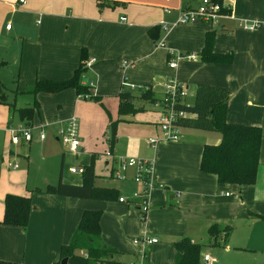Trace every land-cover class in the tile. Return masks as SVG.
<instances>
[{
  "label": "crops",
  "instance_id": "0c3cea01",
  "mask_svg": "<svg viewBox=\"0 0 264 264\" xmlns=\"http://www.w3.org/2000/svg\"><path fill=\"white\" fill-rule=\"evenodd\" d=\"M201 1L0 0V71L10 69L17 76V86L40 99L41 111L37 99L33 104L39 107L32 124L38 121L37 114L42 122H53L47 125L45 139H39L36 133L29 142L37 140L40 147L37 152L42 150L43 153L40 156L42 164L31 162L29 151L24 150L28 142L24 140L13 143V149L0 146L1 260L14 264L56 262L61 246L74 240L83 212L99 210L102 212L99 243L114 249L120 262L139 259L141 248L133 240L145 232L159 239L146 249L148 264H175V242L189 238L197 243L198 233L209 234L216 224L219 229L230 227L232 230L234 227V235L231 242L226 244L228 240L225 241L221 245L223 248L214 255L204 254L215 258L214 264H264V217L249 216L250 211L264 216V0H223L230 7V15L217 25L211 24L216 29L213 50L232 52L231 63L202 61L200 50L205 43V33L211 29L209 23L196 21L164 27L174 23L182 10L196 8ZM243 22L259 27L250 30L242 25ZM156 26L159 32L155 39L149 30ZM160 42L164 44L159 45ZM82 48L93 62L82 84L89 87L88 94L98 99L86 100L73 88L55 93L30 91L40 80L70 79L80 64ZM179 53L185 56L194 53L196 58L177 59ZM124 60L130 62L126 68L122 67ZM171 60L176 61L175 67H170ZM168 79H175L186 88L188 96L186 93L184 102L187 104L193 103L199 83L229 88L227 122L258 125L263 131L255 184L239 189L236 185L222 184L216 176L201 171L203 147L220 142L219 133L218 137L208 139L199 133L201 131L185 129L181 131L180 140H166L159 125L161 118L142 115L148 111L141 106L145 99L138 97L139 90L149 86L156 98H162ZM125 81L142 87L129 88L124 85ZM122 88L135 94L133 103L138 109L118 116L122 121H119L116 136L113 138L112 130L107 140L108 150L96 152L93 137L85 129L82 137L79 136L78 152L64 150L57 129L68 119L59 122L57 117L53 118L64 115L60 109L47 107L46 95H54L61 109L70 105L76 112L80 110L88 116L89 109L96 111L90 102L103 105L108 97L116 98L115 102L108 101L115 106V113L119 111ZM0 102L7 108L0 112L3 117L0 129L4 127L11 141V134L6 130L13 125L9 116L10 103L4 95ZM99 117L97 130L106 135L110 120L101 114ZM154 137L160 140L155 149L148 143V139ZM128 140L134 147L132 157L153 160L150 179L157 186L149 192V209L144 222L139 218V201L132 198L134 192L143 189L134 181L135 170L130 169L126 179L119 182L113 176L118 159L114 154L116 141L125 143ZM142 147H149L150 153H139ZM82 151L86 153L85 159L79 157ZM104 156L102 171H98L97 161ZM92 160L97 178L103 179L100 184L96 178L95 184L117 189L118 199L83 198L46 191L60 180L82 184V174L72 173L70 169L85 167ZM65 166H68L66 172ZM235 192L239 196H233ZM8 194L30 197L32 207L26 228L1 223ZM121 197L127 201H120ZM210 239L209 235L208 243L213 244ZM86 243L84 239L80 242L82 246Z\"/></svg>",
  "mask_w": 264,
  "mask_h": 264
},
{
  "label": "trees",
  "instance_id": "16d2710c",
  "mask_svg": "<svg viewBox=\"0 0 264 264\" xmlns=\"http://www.w3.org/2000/svg\"><path fill=\"white\" fill-rule=\"evenodd\" d=\"M223 3V0H213ZM115 4V3H114ZM224 12H229L224 9ZM205 33V43L200 50L203 62L210 63H231L232 52L217 53L213 50V42L216 29L212 28ZM158 27L151 28L149 34L155 39L158 37ZM88 55L85 48H82L80 64L70 79L64 81L40 80L37 81L30 91L34 94L39 92L55 93L68 88H73L77 94L98 99V96L88 94L89 87L82 84V79L89 69L86 65ZM139 98L147 101H161L156 98L151 87L141 88ZM133 92L124 88L119 94V114L121 116L137 111L138 107L133 103ZM230 90L226 86L199 83L196 86L194 101L192 104L179 103L178 109H182L186 115L180 117L176 124L184 129L196 131L217 132L221 140L217 144H205L200 159L202 172L216 176L222 184H232L239 189L247 185H253L258 178L260 165V152L262 142V128L258 125L233 124L226 120ZM8 104L7 102H3ZM11 110L18 113L19 118L25 125L32 126L35 111L38 109L36 103L32 107L16 108L9 104ZM122 121L119 118L112 121V129L116 122ZM82 184H69L62 180L56 186H49L46 191L59 195L95 198L104 200H116L119 198L117 189L113 187L99 186L95 184L97 175L95 173L94 160L84 167L82 173ZM31 199L28 196L8 194L5 198V213L1 223L6 225L21 226L26 228L29 222L31 211ZM252 218H263L264 216L249 212ZM102 212L99 210H86L83 212L77 226L76 236L70 243L60 248L59 259L52 264H61L67 258V264H116L117 252L106 244L99 243L101 238ZM231 232L230 227L219 229L214 224L209 234L213 244L224 243L228 240ZM84 239L85 246L80 244ZM176 250L175 264H203L199 255V244L193 243L189 238H182L174 244ZM0 264H14L0 259Z\"/></svg>",
  "mask_w": 264,
  "mask_h": 264
},
{
  "label": "built area",
  "instance_id": "2783aa9c",
  "mask_svg": "<svg viewBox=\"0 0 264 264\" xmlns=\"http://www.w3.org/2000/svg\"><path fill=\"white\" fill-rule=\"evenodd\" d=\"M24 2V0H21ZM224 9L230 10V7L224 3H217L213 0H202L196 8L184 9L180 12L178 19L172 24H165L164 27L176 26V25H185L194 23L196 21H203L209 24L217 25L220 23L221 19L230 15L229 12H224ZM242 25L247 29H256L259 27L258 24H250L243 22ZM10 28V25H8ZM163 42H160L159 45H163ZM187 57L189 59L196 58V54L191 53L189 55L177 54V59H182ZM92 60L86 62L87 67L92 65ZM130 65V62L124 60L122 62V67L126 68ZM170 67L176 66V61L169 62ZM124 85L129 88H141L142 86H136L134 84L124 82ZM165 93L161 98V101L155 102L154 106L161 110L162 117L160 119V129L164 134L166 140L178 141L181 139L180 127L176 124V121L180 117H184L186 113L182 109L176 107L177 104L184 102L186 98V88L175 79H168L165 83ZM185 103V102H184ZM33 126H28L23 123H19L16 126L10 125L7 127V131L11 134V142L18 144L21 140L30 142L34 137V132L32 131ZM39 139H45L47 134L40 130L36 132ZM57 135L60 142L67 148L71 153L76 154L80 147V137L78 131V119L73 116L69 118L65 124L57 129ZM158 138H149V145L155 149L159 143ZM117 165L113 170V176L116 179L124 180L127 177V173L130 169L135 170L134 181L143 186L141 192H134L132 198L139 201V209L143 218H145V213L149 209V192L154 185V182L150 179V174L153 170V160H148L145 158L138 157H120L117 159ZM17 167V165L15 166ZM72 173H83L84 167L74 166L70 169ZM120 201H127L125 198H120ZM159 241L157 236H151L146 233L138 235L134 240V244L140 246L141 252L139 254V259L130 260L127 262H118L116 264H148V253L146 249ZM215 258L211 255L203 256V264H214Z\"/></svg>",
  "mask_w": 264,
  "mask_h": 264
},
{
  "label": "rangeland",
  "instance_id": "374dc122",
  "mask_svg": "<svg viewBox=\"0 0 264 264\" xmlns=\"http://www.w3.org/2000/svg\"><path fill=\"white\" fill-rule=\"evenodd\" d=\"M189 54H187V55H189ZM17 84H18L17 76L10 69H3L2 71H0V98H1L2 95H4L6 97V100L10 104H12L14 106H18V107L19 106L25 107L26 105L27 106L28 105L31 106V105L34 104L35 99H37L39 101L40 111H41L42 103H41L40 99L34 97V95L31 94L30 92H28L26 90V88L18 87ZM46 96L48 98L47 99V107H54L55 110L60 109L61 113L64 115L63 118H59L57 115H54L53 118L57 117V119H59L58 121L60 122L62 120H66V119L72 118L73 116L77 117V119H78L79 136L82 137V131H83V129H85L93 137V140H92L93 142L92 143H93V147H96V149H95L96 152H100L101 153V152H104L106 149L108 150L107 140L111 137L109 135V131H110V129L114 130L113 131V133H114L113 134V138H114L116 136V131H117L118 125L120 123V122L117 121L114 124L113 129H112V125H113L112 121H116L118 119V116L120 115L118 109H117V112L115 113V111H116L115 106H111L110 105V102H112L111 100L114 101L116 99L115 97L114 98L108 97L107 101L103 102V105H98V102H95V101H92L93 103L90 102L89 104L94 105L95 107H93V108L96 111H92V110L89 109V115L88 116L86 115L87 116L86 117V116L83 115L82 111L79 110V113H78V112L75 111V107L72 108L70 105L67 106V107H63L61 109L59 107V102L55 101L54 95H46ZM187 96H188V92H187ZM85 98H87V97H85ZM88 99L91 100L92 98H87L86 100H88ZM186 99H187V97H186ZM142 101H144V103L141 102V104H142L141 106L144 108L145 112L148 111L147 113H142V115L152 114V115L156 116L157 119L162 117L161 110L158 109V108L155 109L156 107L154 106V104L147 103L145 100H142ZM106 102H108V104ZM84 103H85V100L82 101V104H84ZM4 109L7 110L6 106L3 105L0 102V112L2 110H4ZM10 113H11L9 115L10 116V121L13 124V126L18 125L19 123L25 124L24 122H22L19 119V116H18V114L15 111L10 109ZM77 113H78V115H77ZM99 114H101L102 116L104 115L107 118L108 121L110 120V125L108 126L106 135H104L103 132H101V134H99L100 132L97 130V128L99 127L98 124H97L98 119H100ZM138 116H140V115H138ZM37 117H38V121L34 122L32 131L34 132V134H36V132H40V130H43L48 135L47 125H50L53 122H42L40 120L39 114H37ZM2 119H3V117L0 114V121ZM41 124H44V125H41ZM36 125H40V126H36ZM182 130H185V129L183 127H180V132ZM199 133L203 137H207L208 139H212V138H215V137L219 136L217 134V132H209V131L204 132V131H201ZM37 136H38V134H37ZM116 139H118V137ZM36 142H37V140H34L31 143L28 142V143L24 144L25 145L24 150L29 151L31 162L34 163V161H37V163H41L42 164L40 156L43 153H41L42 150L40 152H37V151H39L40 147L38 146V142L37 143ZM207 143H212V142H207ZM12 144L13 143L10 141L9 136L5 133L4 127H3V129H0V146L3 147L5 145V146H8L9 148L13 149L15 147L13 146L14 144L13 145ZM130 144H131V140L130 141L128 140L125 143L123 141H120V143L118 141H116V145H115V148H114V154L118 155L117 158H120V157H132L131 153H135V152L133 151L134 147L130 146ZM63 149L64 150L66 149V147L64 145H63ZM150 151H151V149L149 147H146V148L142 147L141 150H139L138 152L139 153H150ZM121 155H123V156H121ZM79 157L81 159H85L86 158V153L82 151V153L80 154ZM21 158L23 160H27L25 157H21ZM105 158L106 157L104 156L103 158H99V160L97 161L96 169L98 171H100V170L102 171V168H103L102 164L106 160ZM60 159H61V153L58 155V160L60 161ZM67 167L68 166H65V168H64L65 172L68 170ZM79 174H81V173H79ZM102 181H103V179H102L101 176L97 178V182L98 183L101 184ZM116 181L119 182L120 180L116 179ZM233 196H239V195H238L237 192H235V193H233ZM139 218H140V222H144L145 221V219L143 218L142 214H141V216ZM209 235L210 234H208L207 232L204 231V232L198 233V236L195 238V240H197V243L199 244V251H200V254H201V256H200L201 262H203V255L204 254L211 253L212 255H214L216 252L220 251L223 248L221 246L223 243H221L219 245H217V244H209L208 240H207ZM230 235L231 236L229 237L228 242H226V244H229L231 242V240H232V236L234 235V227H232ZM210 240L213 241L212 238ZM97 264H104V263L99 262Z\"/></svg>",
  "mask_w": 264,
  "mask_h": 264
},
{
  "label": "water",
  "instance_id": "95a60500",
  "mask_svg": "<svg viewBox=\"0 0 264 264\" xmlns=\"http://www.w3.org/2000/svg\"><path fill=\"white\" fill-rule=\"evenodd\" d=\"M111 132L112 130L109 131V135H111ZM67 261H68L67 258H65L61 261V264H67Z\"/></svg>",
  "mask_w": 264,
  "mask_h": 264
}]
</instances>
